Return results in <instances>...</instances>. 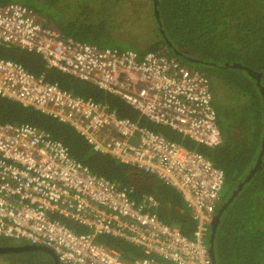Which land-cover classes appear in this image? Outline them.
<instances>
[{
  "label": "built area",
  "instance_id": "built-area-1",
  "mask_svg": "<svg viewBox=\"0 0 264 264\" xmlns=\"http://www.w3.org/2000/svg\"><path fill=\"white\" fill-rule=\"evenodd\" d=\"M0 41L36 51L49 67L91 81L155 124L206 145L222 141L208 81L185 65L152 53L139 63L133 51L120 55L67 39L19 3L0 6ZM0 94L72 123L96 150L160 176L198 216H212L224 173L199 151L2 58ZM56 214L90 230L77 232ZM103 234L143 245L146 256L125 261L116 248L97 241ZM0 235L51 247L60 264H213L199 236L190 240L156 213L137 207L126 189L93 173L62 141L32 125L0 123Z\"/></svg>",
  "mask_w": 264,
  "mask_h": 264
},
{
  "label": "trees",
  "instance_id": "trees-1",
  "mask_svg": "<svg viewBox=\"0 0 264 264\" xmlns=\"http://www.w3.org/2000/svg\"><path fill=\"white\" fill-rule=\"evenodd\" d=\"M8 3L40 14L44 27H55L67 39L120 55L133 51L139 63L152 53L206 77L223 137L218 145L155 124L91 81L49 67L36 51L0 41V58L162 132L220 167L224 184L215 207L218 220L204 224L201 240L210 249L214 246L217 264H264V0H0V6ZM0 123L32 125L62 141L93 173L126 189L137 207L194 238L198 219L174 185L107 150H96L72 123L1 94ZM55 217L77 232L90 230L73 218ZM97 241L117 248L132 262L146 256L140 246L121 236L103 234ZM0 245L24 247L0 251V264H57L51 251L25 240L0 235Z\"/></svg>",
  "mask_w": 264,
  "mask_h": 264
},
{
  "label": "clouds",
  "instance_id": "clouds-1",
  "mask_svg": "<svg viewBox=\"0 0 264 264\" xmlns=\"http://www.w3.org/2000/svg\"><path fill=\"white\" fill-rule=\"evenodd\" d=\"M151 173V172H150ZM152 174H154V173H152ZM156 175V174H155ZM158 176V175H157ZM160 177V176H159ZM161 178V177H160ZM223 184H224V182H223ZM223 184H222V186H223ZM221 186V187H222ZM218 199H219V197H218ZM218 199H217V201H218ZM148 200L150 201V202H152V203H155V200H154V198L152 197V196H150L149 198H148ZM217 201H216V203H217ZM216 203H215V205H214V210H213V213H212V216L211 217H209V218H207V217H203V216H198L195 212V209L193 208V216L196 218V219H198V226H197V229L195 230V236H194V238H190L189 236H187L180 228H178L186 237H188L190 240H195V241H197V238H198V236L200 237V243L202 244V246L204 247V249H205V251H208L209 252V255H210V257H211V259H212V261H213V257H212V252H211V249L208 247V246H206L204 243H203V241L201 240V235H202V233H198V232H200L199 231V229L201 228L202 229V232H203V229H204V224L205 223H213L214 222V220H215V217H216V210H215V207H216ZM197 215V216H196ZM173 227H175V226H173ZM125 239H127V238H125ZM128 240V239H127ZM129 241V240H128ZM131 242V241H130ZM132 243V242H131ZM134 244V243H133ZM137 245V244H136ZM35 246V245H34ZM38 246H41V245H38ZM137 246H140L142 249H143V251H144V247H143V245H137ZM42 247H44V248H49L50 250L49 251H51L53 254H54V256H55V258H56V260H57V264H60V259H59V257H58V255H56V253L54 252V250L51 248V247H48V246H42ZM115 248V247H114ZM117 249V248H116ZM48 250V249H47ZM118 250V249H117ZM119 251V250H118ZM121 253V252H120ZM122 255V254H121ZM123 256V255H122ZM213 264H215L214 263V261H213ZM216 264H217V262H216Z\"/></svg>",
  "mask_w": 264,
  "mask_h": 264
},
{
  "label": "water",
  "instance_id": "water-1",
  "mask_svg": "<svg viewBox=\"0 0 264 264\" xmlns=\"http://www.w3.org/2000/svg\"><path fill=\"white\" fill-rule=\"evenodd\" d=\"M218 218L215 217V220L213 222V225H215V223L217 222ZM214 233H212V237H213ZM20 247H16V246H0V251H4V250H13V249H17ZM48 250H50L49 248H46ZM211 252H212V257L214 258L213 261L216 264V256H215V252H214V246L211 248Z\"/></svg>",
  "mask_w": 264,
  "mask_h": 264
},
{
  "label": "flooded vegetation",
  "instance_id": "flooded-vegetation-1",
  "mask_svg": "<svg viewBox=\"0 0 264 264\" xmlns=\"http://www.w3.org/2000/svg\"><path fill=\"white\" fill-rule=\"evenodd\" d=\"M220 128V127H219ZM221 131V130H220ZM222 134V133H221ZM222 140H223V137H222ZM221 143H222V141H221ZM241 187L239 186L238 187V189H240ZM7 237H11V236H7ZM12 239H17V238H14V237H11ZM17 240H19V239H17ZM26 241V240H25ZM27 242V241H26ZM28 243V242H27ZM0 246H11V245H0ZM13 246H16V247H20V248H17V249H15V250H19V249H23L24 247L23 246H17V245H13ZM125 261H127V262H129V263H133L131 260H128V259H126L125 257L123 258Z\"/></svg>",
  "mask_w": 264,
  "mask_h": 264
},
{
  "label": "crops",
  "instance_id": "crops-1",
  "mask_svg": "<svg viewBox=\"0 0 264 264\" xmlns=\"http://www.w3.org/2000/svg\"><path fill=\"white\" fill-rule=\"evenodd\" d=\"M141 194H142V192H141ZM69 218H71V217H69ZM61 221L64 222V224L68 225V222H66V220H61Z\"/></svg>",
  "mask_w": 264,
  "mask_h": 264
}]
</instances>
